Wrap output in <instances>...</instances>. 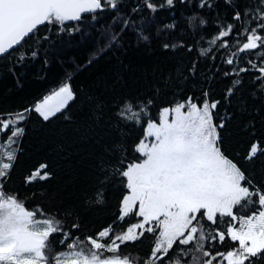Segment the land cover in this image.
Wrapping results in <instances>:
<instances>
[{
    "label": "snow or ice",
    "instance_id": "snow-or-ice-1",
    "mask_svg": "<svg viewBox=\"0 0 264 264\" xmlns=\"http://www.w3.org/2000/svg\"><path fill=\"white\" fill-rule=\"evenodd\" d=\"M32 80L0 101V264H264V0H0V96Z\"/></svg>",
    "mask_w": 264,
    "mask_h": 264
},
{
    "label": "trees",
    "instance_id": "trees-1",
    "mask_svg": "<svg viewBox=\"0 0 264 264\" xmlns=\"http://www.w3.org/2000/svg\"><path fill=\"white\" fill-rule=\"evenodd\" d=\"M157 19L161 22H170V17L167 12H160L157 16ZM86 53L82 52H70V56H75L77 59L81 55H85ZM10 87V85L8 86ZM52 87L51 83H45L40 80H32L30 82L29 92L30 96L25 94H15L13 92H9L7 96H0V101H2L5 105H15L17 103L22 102L23 99H31L32 97L43 94L46 90ZM0 91H4L3 86H0ZM49 148V144L41 143L39 135L37 133H31L29 138L26 139L25 144L23 145V152L20 155V160L17 166V170L15 173V183L13 186H16L19 183L20 173L23 172L24 169L30 168L33 164L36 163L37 160H41L43 158L44 153L47 152ZM114 203V197H110L109 204ZM110 215V212H95L89 216L90 226L91 228H99L102 224H104L106 218Z\"/></svg>",
    "mask_w": 264,
    "mask_h": 264
}]
</instances>
